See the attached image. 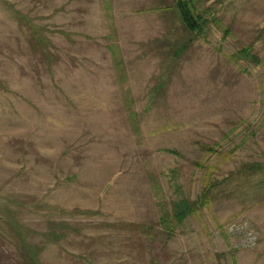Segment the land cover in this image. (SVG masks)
<instances>
[{
  "label": "rangeland",
  "instance_id": "374dc122",
  "mask_svg": "<svg viewBox=\"0 0 264 264\" xmlns=\"http://www.w3.org/2000/svg\"><path fill=\"white\" fill-rule=\"evenodd\" d=\"M176 1L0 0V264H264V0Z\"/></svg>",
  "mask_w": 264,
  "mask_h": 264
},
{
  "label": "trees",
  "instance_id": "16d2710c",
  "mask_svg": "<svg viewBox=\"0 0 264 264\" xmlns=\"http://www.w3.org/2000/svg\"><path fill=\"white\" fill-rule=\"evenodd\" d=\"M192 4L188 0H177L175 3V8L179 13V17L183 25L190 31H196L201 28L203 25V19L198 15V13L191 7ZM202 22V23H201ZM178 206V207H177ZM172 216H166V219H163L161 223L163 225H170L171 221L175 220L178 224L182 221L184 216V210L187 209L188 212H191L190 205L188 201H183L181 205H177ZM173 220H171V219ZM168 232H173V226L168 227ZM157 264V263H154Z\"/></svg>",
  "mask_w": 264,
  "mask_h": 264
}]
</instances>
